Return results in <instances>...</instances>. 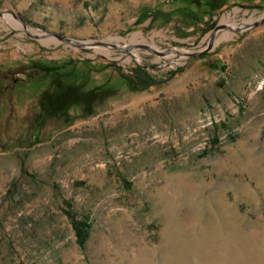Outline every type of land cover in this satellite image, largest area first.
Returning a JSON list of instances; mask_svg holds the SVG:
<instances>
[{
	"label": "rangeland",
	"instance_id": "1",
	"mask_svg": "<svg viewBox=\"0 0 264 264\" xmlns=\"http://www.w3.org/2000/svg\"><path fill=\"white\" fill-rule=\"evenodd\" d=\"M0 11V264H264V0Z\"/></svg>",
	"mask_w": 264,
	"mask_h": 264
},
{
	"label": "trees",
	"instance_id": "2",
	"mask_svg": "<svg viewBox=\"0 0 264 264\" xmlns=\"http://www.w3.org/2000/svg\"><path fill=\"white\" fill-rule=\"evenodd\" d=\"M74 72H61L60 70L50 68L49 70H46V74L48 77H50V81L54 79L60 80L59 82L54 83L52 87H55L58 89L59 93H62L61 95H65L67 92V87L71 86V81H73V75ZM173 75V74H172ZM171 75V77H172ZM47 77L44 76L43 79H46ZM79 78V76H78ZM152 84V83H150ZM63 92H60V91ZM67 214L71 220V223L74 227L76 236H77V241L81 246H84L89 235H90V224H89V219L84 217L83 219H79L78 216L71 210L69 209L67 211Z\"/></svg>",
	"mask_w": 264,
	"mask_h": 264
},
{
	"label": "water",
	"instance_id": "3",
	"mask_svg": "<svg viewBox=\"0 0 264 264\" xmlns=\"http://www.w3.org/2000/svg\"><path fill=\"white\" fill-rule=\"evenodd\" d=\"M0 14H3V12L0 11ZM50 35H51V36H55V37H57V38H59V39H61V40H64V41H68V39H67L66 37H64V36H61V35H58V34H50ZM86 45H89V43H81L79 46H81V47H86ZM101 45H107V44H106L105 42H101ZM114 46H115L116 48H118L116 45H114ZM212 46H213V41L210 42L209 46H208L206 49H204V50L201 51V52H198V53L192 54L191 56H198L200 53L210 51L211 48H212Z\"/></svg>",
	"mask_w": 264,
	"mask_h": 264
},
{
	"label": "bare ground",
	"instance_id": "4",
	"mask_svg": "<svg viewBox=\"0 0 264 264\" xmlns=\"http://www.w3.org/2000/svg\"><path fill=\"white\" fill-rule=\"evenodd\" d=\"M130 41H131V40H130ZM130 41H129V42H130ZM174 53H175V52H174ZM168 54H169V53H168ZM172 55H173V54H172ZM136 57L140 58V57H139V54H137ZM169 62L171 63L172 61L166 60V63H169ZM173 63H174V64H177V62H173Z\"/></svg>",
	"mask_w": 264,
	"mask_h": 264
}]
</instances>
